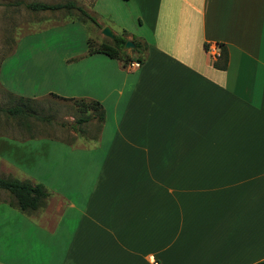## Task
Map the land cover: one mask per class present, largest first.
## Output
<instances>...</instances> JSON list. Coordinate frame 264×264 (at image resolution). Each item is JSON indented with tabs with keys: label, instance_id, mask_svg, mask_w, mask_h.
Returning <instances> with one entry per match:
<instances>
[{
	"label": "crops",
	"instance_id": "1",
	"mask_svg": "<svg viewBox=\"0 0 264 264\" xmlns=\"http://www.w3.org/2000/svg\"><path fill=\"white\" fill-rule=\"evenodd\" d=\"M81 6L97 25L86 21L90 34L67 13L53 25L66 32L79 24L81 35L61 39L112 46L101 33L108 27L114 38L139 44L121 50L139 66L88 49L56 60L24 54L18 67L1 62L0 86L10 94L93 100L104 120L84 147L29 137L5 151L20 181L42 185L54 200L42 212L0 202V218L13 215L0 223V264L263 262L264 0ZM29 10L34 18L18 39H38L54 23ZM130 25L145 30L133 36Z\"/></svg>",
	"mask_w": 264,
	"mask_h": 264
},
{
	"label": "rangeland",
	"instance_id": "2",
	"mask_svg": "<svg viewBox=\"0 0 264 264\" xmlns=\"http://www.w3.org/2000/svg\"><path fill=\"white\" fill-rule=\"evenodd\" d=\"M84 1L90 2V0H77L75 3L80 6V4H83ZM6 2V0H0V64L3 60L7 59L5 64L7 65L9 63L7 68H10L13 63L18 67L23 62L22 58L24 57V54L28 56L32 53L41 52L56 60L62 57L74 56L81 51L88 49L87 44H85L83 39H61L62 36L69 35V33L80 37V25L83 26V31H88L91 34L92 31L89 23L86 22L87 20H85L84 16L80 15L77 11L72 10L71 18L68 20L77 22L80 25L75 24L74 27L70 24L69 28H66L68 30L66 32H64L65 29L58 28L53 24H55V20H62L65 18L67 12L65 10L54 12L45 11V20L53 19L54 21V23L50 25L51 27H47L44 34L39 35L38 39H18L21 35L25 34L22 32H25L26 29L22 27H24L27 22L33 20L34 14L27 9L24 4L23 6L22 3L12 5L10 3L6 4ZM59 2L63 4L66 3L67 0H60ZM13 15H15V17ZM73 18L85 21H77ZM100 23L105 25L109 22L101 19ZM126 30L133 36H136L142 34V31L144 32L145 29H139V27H133L130 25ZM104 40L108 41L107 39ZM91 44L94 49L100 47V44H97L93 40ZM110 44L113 45L112 42ZM131 50L132 49L129 48L125 50V52H129ZM129 62H131V60ZM129 62L126 64L129 65ZM5 67L6 66H4L3 69L4 75L6 71ZM18 98L19 97L10 94L0 86L1 178H16L18 180H22L23 177L19 173L14 172L10 163L6 162L7 157H4V153L13 145L20 147V145L22 146V144L29 142V140H27L29 137H33L35 139H57L68 142L73 146L81 147L95 142L100 126L96 118H93L88 123L81 125H76L75 122L82 116L96 115L98 113L97 111L90 109L87 112H80V108H76L72 102L63 101L50 94L44 97L31 99L29 102H21ZM15 105L22 106L25 111L24 115H8L7 110ZM72 126H75L77 130L74 131ZM45 143L49 142L45 140ZM95 144L96 143L92 144L90 147ZM53 200L54 198L52 194H50V196L46 199L43 208H40L38 211L42 212L44 209H47L46 211L52 210ZM0 202L7 203L9 205V202L14 203V199L8 192L0 190ZM48 202L50 205H48ZM17 213L18 215H24L19 212ZM12 217L13 215L6 217L3 216L0 218V223L5 221L12 222ZM14 223H16V221H14Z\"/></svg>",
	"mask_w": 264,
	"mask_h": 264
},
{
	"label": "trees",
	"instance_id": "3",
	"mask_svg": "<svg viewBox=\"0 0 264 264\" xmlns=\"http://www.w3.org/2000/svg\"><path fill=\"white\" fill-rule=\"evenodd\" d=\"M27 8L31 10H39V11H59V10H65L67 13L71 14L72 10L77 11L80 15L84 16L85 20L92 22L93 24L97 25L95 19L91 17L84 8L77 6L74 2L69 1L63 4H42V3H32L27 4ZM85 20H80L84 22ZM126 42V39H123L121 37H115L112 40L113 45H100L98 48H93L92 44L88 42V53L94 54V53H102L109 58L117 59L122 62V64H126L130 61V58L122 54V48ZM135 44V50L139 49V44L135 41H133ZM222 60H223V66L222 68H225L226 65V55L224 53V50L221 52ZM53 95L63 101L72 102L76 108H80V112H87L88 110L92 109L97 111L98 113L93 116H82L78 118L75 122L76 125H81L88 123L91 119L96 118L99 125L104 120V111L102 106L96 102V101H85L83 99H72V98H63L59 97L54 94ZM21 102H29L31 99L29 98H18ZM82 109V110H81ZM8 115L10 116H16V115H24L25 111L20 105H15L7 110ZM73 130L76 131L77 128L75 126H72ZM0 190L6 191L9 193V195L14 199V203H10V206L15 207L21 212H33L38 210L39 208L43 207L45 204L46 199L50 196V193L46 191V189L40 185L36 184L33 185L28 181H20L17 179L12 178H1L0 177ZM261 263H264L261 262ZM258 263V264H261Z\"/></svg>",
	"mask_w": 264,
	"mask_h": 264
},
{
	"label": "water",
	"instance_id": "4",
	"mask_svg": "<svg viewBox=\"0 0 264 264\" xmlns=\"http://www.w3.org/2000/svg\"><path fill=\"white\" fill-rule=\"evenodd\" d=\"M101 33L105 36V37H108L110 39H114V35L112 34L111 30L108 28V27H105L102 29ZM135 47V45L130 41V40H127L123 46V49L124 50H127V49H133ZM261 264H264V263H261Z\"/></svg>",
	"mask_w": 264,
	"mask_h": 264
},
{
	"label": "built area",
	"instance_id": "5",
	"mask_svg": "<svg viewBox=\"0 0 264 264\" xmlns=\"http://www.w3.org/2000/svg\"><path fill=\"white\" fill-rule=\"evenodd\" d=\"M207 50L209 52V54L211 56H214V57H217L219 54H218V49H217V46L214 45V44H211L210 46L207 47ZM139 66V63L138 62H135V63H130L129 67L130 68H134V67H138Z\"/></svg>",
	"mask_w": 264,
	"mask_h": 264
}]
</instances>
